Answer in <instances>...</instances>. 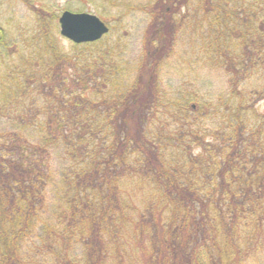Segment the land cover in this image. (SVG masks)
<instances>
[{
    "label": "trees",
    "instance_id": "trees-1",
    "mask_svg": "<svg viewBox=\"0 0 264 264\" xmlns=\"http://www.w3.org/2000/svg\"><path fill=\"white\" fill-rule=\"evenodd\" d=\"M152 11L133 66L110 29L64 50L41 12L0 37V264H264V0ZM181 24L215 99L162 84Z\"/></svg>",
    "mask_w": 264,
    "mask_h": 264
},
{
    "label": "rangeland",
    "instance_id": "rangeland-1",
    "mask_svg": "<svg viewBox=\"0 0 264 264\" xmlns=\"http://www.w3.org/2000/svg\"><path fill=\"white\" fill-rule=\"evenodd\" d=\"M28 1V0H27ZM157 0H0V28L7 36L14 35L17 41L19 29L29 31L34 26L35 15L42 13L44 19L50 22L53 33L64 50L72 47V42L59 33L58 17L64 10L71 12H91L98 15L110 28L108 42H113L118 37L124 45V58L128 64L138 63L141 60L143 37L145 33L150 37L156 21L152 20L153 8ZM31 4L35 8L32 10ZM130 8H135L130 9ZM40 11H37V10ZM39 12V13H37ZM50 17V19H49ZM153 23V24H151ZM29 33V32H28ZM178 53L175 63H170L161 69L162 84L168 93L174 94L182 89L181 82L191 81L199 88L200 93L211 99L226 89V78L221 71H212L201 64L181 63V56L192 60L191 47L188 43L192 37L191 25L185 27L181 24L178 31ZM191 79V80H190ZM184 90V88H183ZM260 111H264V100L258 102ZM256 258L264 261V253Z\"/></svg>",
    "mask_w": 264,
    "mask_h": 264
},
{
    "label": "water",
    "instance_id": "water-1",
    "mask_svg": "<svg viewBox=\"0 0 264 264\" xmlns=\"http://www.w3.org/2000/svg\"><path fill=\"white\" fill-rule=\"evenodd\" d=\"M58 22L60 34L73 43L96 41L108 31V26L98 16L89 12L64 10Z\"/></svg>",
    "mask_w": 264,
    "mask_h": 264
},
{
    "label": "flooded vegetation",
    "instance_id": "flooded-vegetation-1",
    "mask_svg": "<svg viewBox=\"0 0 264 264\" xmlns=\"http://www.w3.org/2000/svg\"><path fill=\"white\" fill-rule=\"evenodd\" d=\"M3 34V30L0 28V37L2 36Z\"/></svg>",
    "mask_w": 264,
    "mask_h": 264
}]
</instances>
